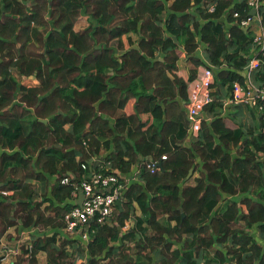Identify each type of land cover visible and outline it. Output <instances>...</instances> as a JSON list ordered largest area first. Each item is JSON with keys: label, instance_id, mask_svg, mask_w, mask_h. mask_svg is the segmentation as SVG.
<instances>
[{"label": "trees", "instance_id": "obj_1", "mask_svg": "<svg viewBox=\"0 0 264 264\" xmlns=\"http://www.w3.org/2000/svg\"><path fill=\"white\" fill-rule=\"evenodd\" d=\"M206 1L217 3L214 13L200 12ZM235 12L250 15L239 0H0V123L14 151L0 150V190L17 199L0 197V240L15 226L62 229L74 205L72 185L61 181H78L68 174H84L91 155L113 149V167L128 173L141 166L140 181L117 207V225L90 227L89 264H264V247L249 231L256 227L264 237V163L257 159L264 152L262 119L244 138L227 128L217 93L206 108L215 120L203 121L198 136L181 146L189 126L183 103L197 72L179 76L178 61L185 53L195 69H214L224 56L239 58L229 50L247 53L252 36L235 24ZM131 34L138 49L124 41ZM200 43L207 46V65L196 56ZM240 59L238 67L246 64ZM15 72L35 76L40 85L26 89ZM215 79L219 89L244 82L231 71ZM131 100L132 113L115 126L104 118L125 111ZM149 114L154 121L145 129L141 117ZM157 163L162 167L152 172L148 166ZM200 166L201 176L189 177ZM51 177L48 192L39 194L30 183L46 187ZM136 205L143 217L122 233ZM57 238H33L31 259L17 264H40V252L46 264H72V241L58 245Z\"/></svg>", "mask_w": 264, "mask_h": 264}, {"label": "built area", "instance_id": "obj_2", "mask_svg": "<svg viewBox=\"0 0 264 264\" xmlns=\"http://www.w3.org/2000/svg\"><path fill=\"white\" fill-rule=\"evenodd\" d=\"M245 2L250 10H255V14L248 17H242L240 13L235 12L233 18L236 24L241 28L251 29V27L259 23L260 30L252 36V46L256 50V56L250 60L247 66L248 82L251 91H248L240 83L233 84L232 102L233 104L250 103L259 107L264 111V76L257 78L260 71H264V16L261 10L264 8V0H239ZM217 9L216 2L206 1L202 5L201 11L205 13H214ZM264 73V72H263ZM257 78V80L255 79ZM257 82V84H256ZM215 72L212 67L203 66L197 73L196 78L188 87V102L186 104V112L190 124V131L196 137L202 129V114L215 100ZM264 145V117L263 127L261 129ZM166 159V156L163 157ZM85 171L82 178L74 181L73 177H65L61 183L63 185H72V199L75 201L79 196H83L81 205L79 200L73 204L63 217V230L68 235H79L80 240L88 245L90 242L89 222L94 220L93 224L99 226L111 225L117 209V202L124 201V193L126 184L122 181L119 172L112 170L109 166L93 167L90 164H82ZM148 168L155 172L160 170L156 164H151ZM12 193L7 190H0V197L10 199ZM39 228L29 232L30 235H22L18 239L11 241L7 233L0 240V263L1 264H17L19 258H23L26 262L31 259L33 246L31 244L33 238H36L40 232ZM14 242L15 244H12ZM26 250V252H24ZM77 264H80L79 262Z\"/></svg>", "mask_w": 264, "mask_h": 264}, {"label": "crops", "instance_id": "obj_3", "mask_svg": "<svg viewBox=\"0 0 264 264\" xmlns=\"http://www.w3.org/2000/svg\"><path fill=\"white\" fill-rule=\"evenodd\" d=\"M169 5L170 4H168V7H169ZM196 11H197V9L192 7L190 9L189 13L195 14ZM252 11L253 10H250V14ZM200 12H201V10H200ZM260 12L264 16V8ZM223 22H224V25L226 27V30L228 28H231V25L226 23L225 18H223ZM242 29L245 30V28H242ZM246 30H247V32H250L251 36H254V34L259 32L260 25H259V23H256L251 27V29H246ZM128 38L131 39L135 43V46H137L136 45L138 42V36L137 35L131 34V35H129V37H125L124 38L125 43H127ZM179 46H180L179 47L180 49H182V50L184 49V47L182 45H179ZM206 49H207V46L204 45L203 43H200L199 49L196 52V56L205 65L209 64L208 60H207ZM235 53L239 54L240 56L236 60H232L233 62H230V61L228 62L227 61L228 59L225 56L221 59L220 66L214 68L215 77H216V75L219 74L220 71L237 72V73L241 74L242 77L244 78L243 84H241V83L240 84L243 87H246L245 89H247L248 91H251L250 86H249V82H248V74H247L246 68L249 65L250 60H252L256 56V50L251 45L248 47L247 53H242L239 50H235V49L228 51V55H230V56L234 55ZM241 57H244V59L246 60V64L238 67L237 64L241 63V59H240ZM158 59L160 61H163L162 57H160ZM177 66H178V70H179L177 74L181 77H184V78L189 77L190 71H196L198 73L199 70L203 67V66H200V67L195 69L193 64L188 61L185 53H183L182 57L179 59ZM109 75H112V74L109 73L108 76ZM14 76L21 83V85L26 87V89L36 88L40 85L39 81L36 79L35 76H29V77L22 76L17 72L14 73ZM168 76H169V78L173 79V75H171L170 73L168 74ZM255 79L257 80V78H255ZM215 82H216V79H215ZM256 84H257V82H256ZM214 88H215V96L217 95V93L219 94V96L218 95L216 96L217 100L215 102H220L223 105V107L221 109L220 116L225 119V124H226L227 128H230L233 130H241L243 132V134L245 135L244 138H248V136H247L248 132H251L252 134L256 133L260 128V124L263 122L264 111L261 110L259 107L252 105L250 103L233 104L232 102H230V100H232V92H233V86L232 85L230 86L229 84H227L224 87H221L220 89H219V87H217L215 85ZM169 100H170V101H168L169 103H172V102L175 103L176 102V100L174 101V99L173 100L169 99ZM156 102H160V100L157 99ZM134 103H135V100H131L125 111L119 110L115 117H113V118L112 117H104V118H107L110 121V123L112 124V126H115L117 119H119L120 117L128 116V114L132 113ZM169 105L171 106V104H169ZM162 106H163V108L165 107L164 104ZM183 107H184L183 109L185 110V119L187 118V120H188L187 112H186V102L183 103ZM214 116H215V114H211L210 112H208L206 110L202 114L203 121L206 120L208 123H211L213 120H215ZM141 118H142V121L145 123V126H146L145 129H147L148 127H150L153 124L154 119H153L151 114L144 115ZM261 119H262V122H261ZM44 122L47 123V121H44ZM188 123H189V121H188ZM65 129L67 131L71 132L72 126L66 125ZM189 129H190V124L188 126L187 134L185 135L184 140L181 142V146H189L191 143V139L192 138L194 139L196 137L194 134L191 133V131ZM3 133H7L6 126L1 125V123H0V150L7 151V152L9 151V153H13L14 151H12L10 149L9 141L7 140V142H6V138H3ZM9 138H10V136H9ZM249 138H251V136ZM243 141L244 140H242V142ZM113 151H114L113 149L109 150V151L102 150V152H100V154H98V155H91L88 162L93 167L95 166V167L101 168L102 166L104 167V165L105 166L107 165L112 170L119 172L121 175L122 181L125 182V184H126V190H125V192H126L132 183L140 181L139 178H140V174H141V166H139V165L133 166L128 173H123L122 171H120V169H115L113 167L112 161L108 158L110 153H112ZM236 154H237V149L235 148L234 149V156H236ZM257 159L261 163H264V152H259L257 154ZM81 160H82V154L77 155L76 156V162L80 163ZM147 160H152V159H147ZM60 166H62L61 163H60ZM9 170L10 169H7V171H9ZM191 171H192V174H191V176L189 174V176L193 177V179L196 180L201 176L202 167L200 166L198 168V170H196V171L193 169ZM77 173L78 172L69 173L68 175L69 176H76L77 180H80L83 176V173L81 175H78ZM55 180H56V177H51L49 180V183L46 187L43 184H41L40 182H37L35 180L30 181V183L32 184L33 187L37 188L39 191V194H41L45 190V188L48 192L50 190L51 186L53 185V183L55 182ZM124 199H125V197H124ZM78 200L80 202V196L75 201L72 199V196H71L70 203L75 204ZM16 201H17V199L15 197V192H14L12 195V198L8 199V202L16 203ZM122 202L124 203V201H122ZM135 208H136V210H135L134 215L132 216V218L129 221H127L125 227L121 230L122 233H125V232L129 231L131 228H133L137 218L143 217L142 210L138 207V205H136ZM19 224H21L20 221H19ZM115 225H117V222H115V220L113 218V223L111 225H108V226H115ZM91 226L92 225H90V227ZM90 227H89V229H90ZM39 229L41 231L36 232V234H38V236L39 235L43 236L46 234H49L50 236H52L53 233H57V236H58L57 244L58 245L64 239L68 240V241H72V244H70V246L68 247V251L72 255V261H71L72 264H77L78 262L80 264H89V255H88V250H87L88 245L84 244L80 240L79 235H73V236L68 235L63 230V228L58 229L56 231L52 230L51 228H48V227L47 228H39ZM33 230L34 229H32V230L31 229H23L22 227H18V226L12 227L8 231L9 240L14 241V240H16V237L18 239L22 235H30L29 232H31ZM249 231L251 232L252 236L257 240V242L264 247V237H263L262 233L260 231H258L256 227L250 229ZM12 244H15V243L12 242ZM37 257H38L40 264H46L45 253L40 252L37 254ZM41 258L44 259V262L41 260Z\"/></svg>", "mask_w": 264, "mask_h": 264}, {"label": "water", "instance_id": "obj_4", "mask_svg": "<svg viewBox=\"0 0 264 264\" xmlns=\"http://www.w3.org/2000/svg\"><path fill=\"white\" fill-rule=\"evenodd\" d=\"M254 13H255V10H253V11L251 12V14H254ZM244 31L247 33V30H246V29H245ZM134 49H138V47L135 46ZM156 166L159 167V168H161V167H162V163H158V164H156ZM191 174H192V171H190V176H191ZM190 176H189V177H190ZM82 199H83V196L80 197V202H79L80 205H81V200H82ZM117 207H118L120 210L123 208V202H122V200L119 201V202H117ZM93 222H94V220L91 219L90 222H89V225H92ZM20 223H21V221H20Z\"/></svg>", "mask_w": 264, "mask_h": 264}, {"label": "rangeland", "instance_id": "obj_5", "mask_svg": "<svg viewBox=\"0 0 264 264\" xmlns=\"http://www.w3.org/2000/svg\"><path fill=\"white\" fill-rule=\"evenodd\" d=\"M41 260L44 262V259L43 258H41Z\"/></svg>", "mask_w": 264, "mask_h": 264}]
</instances>
